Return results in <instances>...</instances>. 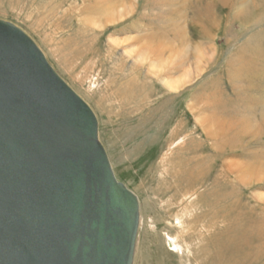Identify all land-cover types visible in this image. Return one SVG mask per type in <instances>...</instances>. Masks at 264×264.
I'll return each mask as SVG.
<instances>
[{"label":"rangeland","instance_id":"obj_1","mask_svg":"<svg viewBox=\"0 0 264 264\" xmlns=\"http://www.w3.org/2000/svg\"><path fill=\"white\" fill-rule=\"evenodd\" d=\"M0 21L94 114L137 198L132 264H264V0H0Z\"/></svg>","mask_w":264,"mask_h":264},{"label":"water","instance_id":"obj_2","mask_svg":"<svg viewBox=\"0 0 264 264\" xmlns=\"http://www.w3.org/2000/svg\"><path fill=\"white\" fill-rule=\"evenodd\" d=\"M0 21V264H132L136 197L90 108Z\"/></svg>","mask_w":264,"mask_h":264},{"label":"bare ground","instance_id":"obj_3","mask_svg":"<svg viewBox=\"0 0 264 264\" xmlns=\"http://www.w3.org/2000/svg\"><path fill=\"white\" fill-rule=\"evenodd\" d=\"M256 12H257V8H253ZM126 10V9H125ZM121 15V14H120ZM107 17V16H106ZM113 20V18H110ZM203 50V49H202ZM204 51V50H203ZM200 52V51H199ZM148 60V59H147ZM196 63V62H195ZM187 78V77H185ZM173 79V78H172ZM181 83V80L180 79H176V80H165L163 84H165L169 89L171 90H176L178 88V84ZM252 174V173H251ZM253 177V176H251ZM250 178V177H249ZM241 238L242 237H238L236 238L235 240H232L231 242H228L226 244H220V247L217 248L219 249V251H216L215 254L217 255V252H220L221 251H224V253L226 252L227 255L226 257H235L236 255L240 254L243 249H244V246H248V242L245 243V242H242L241 241ZM261 241L262 243L264 244V237L261 238ZM222 245V246H221ZM229 257V258H230ZM227 258V259H229Z\"/></svg>","mask_w":264,"mask_h":264}]
</instances>
